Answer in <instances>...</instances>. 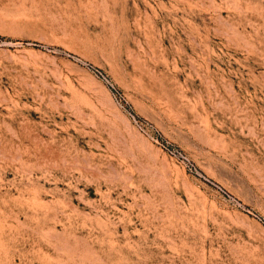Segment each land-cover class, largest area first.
I'll list each match as a JSON object with an SVG mask.
<instances>
[{"label":"rangeland","instance_id":"374dc122","mask_svg":"<svg viewBox=\"0 0 264 264\" xmlns=\"http://www.w3.org/2000/svg\"><path fill=\"white\" fill-rule=\"evenodd\" d=\"M0 264H264V0H0Z\"/></svg>","mask_w":264,"mask_h":264}]
</instances>
